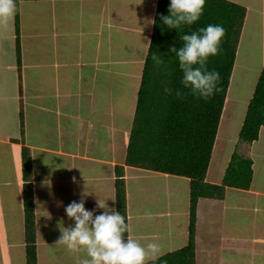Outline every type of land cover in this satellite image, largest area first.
Returning <instances> with one entry per match:
<instances>
[{"label":"crops","instance_id":"1","mask_svg":"<svg viewBox=\"0 0 264 264\" xmlns=\"http://www.w3.org/2000/svg\"><path fill=\"white\" fill-rule=\"evenodd\" d=\"M231 1L247 8L239 48L253 15L264 29V0ZM139 2L18 0L20 64L16 14L0 22V264H28L24 147L32 164L37 264H79L85 257L57 242V222L75 223L65 213L70 202L83 198L99 214L97 199L106 200L117 210L115 166L125 162L158 4ZM231 85L205 180L221 184L238 148L252 159V182L247 189L226 186L222 198H199L195 264H264V125L258 139L240 141L253 89L236 131L228 128L240 102ZM130 94L134 103L116 99ZM59 157L64 165L56 168ZM125 181L128 235L158 243L160 257L186 248L190 178L125 165Z\"/></svg>","mask_w":264,"mask_h":264},{"label":"trees","instance_id":"2","mask_svg":"<svg viewBox=\"0 0 264 264\" xmlns=\"http://www.w3.org/2000/svg\"><path fill=\"white\" fill-rule=\"evenodd\" d=\"M16 3V31L18 63H21L19 39V7ZM170 0H158L150 47L145 58L141 84L137 97L124 164L115 166L116 206L126 216L127 199L125 165L135 166L190 178V242L175 253L160 257L156 264H195L194 243L196 209L201 196L224 197L226 186L249 188L252 182V159L245 157L238 148L232 154L223 182H206V173L230 85L240 33L245 21V5L231 0H206L203 14L192 25H182L180 32L195 31L208 24H222L226 30L222 38L220 54L210 56L209 70L219 71V90L209 99L197 98L184 89L178 61L169 52L172 45L180 46V33L169 30L160 19L168 14ZM163 29V31H162ZM160 55L163 63L152 59ZM173 89L172 94L164 87ZM180 89L182 98L175 95ZM264 125V65L249 102L247 113L239 133L241 142L251 143L258 139ZM25 178L24 206L26 220L27 263L37 264L34 187L31 175L29 148L23 151ZM128 235V233H127ZM149 264H152L150 261Z\"/></svg>","mask_w":264,"mask_h":264},{"label":"clouds","instance_id":"3","mask_svg":"<svg viewBox=\"0 0 264 264\" xmlns=\"http://www.w3.org/2000/svg\"><path fill=\"white\" fill-rule=\"evenodd\" d=\"M205 3L206 0H170L168 14H161L160 19L169 30L175 28L180 33L179 41L182 43L179 47L172 45L169 52L178 61L182 73L181 85L191 95L207 100L219 90L221 80L219 71L209 70V57L222 51L221 43L226 30L222 24H208L195 31L180 32L182 25H192L200 19ZM15 12V0H0V22L12 18ZM149 22L155 23L154 20ZM147 43L150 47L151 42ZM152 59L157 64L163 63L160 55L155 52ZM164 92L172 94L173 89L165 86ZM175 95L182 98L183 93L177 89ZM112 200L115 201L114 198ZM96 208L103 211L96 214L95 209H86L83 198L79 202L72 201L65 206V213L75 221L74 225L65 226L63 218L57 222L61 232L57 242L65 245L69 251L86 253L79 264H149V261L156 264L163 255L158 243L144 244L127 235L130 226L126 216L114 206L110 207L106 200L97 199ZM161 264L165 262L161 261Z\"/></svg>","mask_w":264,"mask_h":264},{"label":"rangeland","instance_id":"4","mask_svg":"<svg viewBox=\"0 0 264 264\" xmlns=\"http://www.w3.org/2000/svg\"><path fill=\"white\" fill-rule=\"evenodd\" d=\"M257 10V7H255ZM246 18V16H245ZM252 23L245 29V34L241 39V43L239 48L237 49V60L234 70V75L232 77L231 83L232 90L234 94L237 95V99H240L238 114L234 121L230 122L231 130H235L236 126L239 124L241 119H243L244 115V106L251 95L255 87V83L259 77L260 71L263 68L264 62V29L258 25L259 19L255 15L252 16ZM242 34V30L240 36ZM240 39V38H239ZM96 41L91 42V44H95ZM107 47V45H105ZM106 49V48H105ZM107 50V49H106ZM107 51H105L106 53ZM124 52V49L121 51ZM103 94V93H102ZM118 100L122 102V100L132 101L134 103V96L130 94V96L116 95ZM230 104V103H229ZM128 120V119H127ZM236 131V130H235ZM235 131H232L231 136L235 139L236 134ZM239 136V134H238ZM119 139H126V136H118ZM55 164L64 165V160L59 157L56 160ZM98 166H102L101 164H97Z\"/></svg>","mask_w":264,"mask_h":264}]
</instances>
